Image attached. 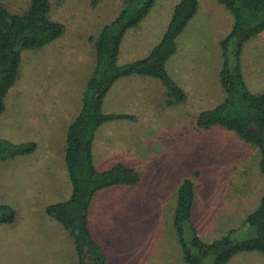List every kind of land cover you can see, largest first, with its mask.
Instances as JSON below:
<instances>
[{
  "label": "rangeland",
  "instance_id": "rangeland-1",
  "mask_svg": "<svg viewBox=\"0 0 264 264\" xmlns=\"http://www.w3.org/2000/svg\"><path fill=\"white\" fill-rule=\"evenodd\" d=\"M49 1L50 19L61 22L64 30L39 48L21 50L18 76L0 111V138L35 142V149L24 158L28 192L33 197L28 203L13 200L18 191H11L15 163L22 156L0 158V203L11 204L15 210L13 222H0V264H75L77 259L73 238L45 208L70 194L63 157L66 124L81 104L94 63V37L123 3ZM177 1L154 0L148 13L126 29L118 63L149 53L160 40ZM197 1L196 13L176 37V50L166 63L169 75L185 91L184 98L168 103L160 79L146 74L124 75L106 92L104 112L128 111L136 120L130 124L123 119L127 122L116 127L109 126L114 121L102 122L95 166L103 170L122 162L135 168L140 180L100 189L91 200V226L97 222L92 234L104 247L105 264H184L173 212L178 189L186 178L192 183L190 194L195 202L192 217L195 220L197 216L203 234L209 228L207 217L213 214L211 234L202 236L204 240L220 237L230 228H234L231 234L235 240L264 230L263 219L257 225L246 221L264 190L258 149L222 127L196 124L201 111L223 99L218 76L221 41L232 24L230 12L219 1ZM3 2L11 12H21L29 0ZM239 57L248 88L262 90L264 29L243 43ZM39 184L46 190L38 191ZM211 260L210 253L205 263ZM224 264H264V252L240 251Z\"/></svg>",
  "mask_w": 264,
  "mask_h": 264
},
{
  "label": "trees",
  "instance_id": "trees-1",
  "mask_svg": "<svg viewBox=\"0 0 264 264\" xmlns=\"http://www.w3.org/2000/svg\"><path fill=\"white\" fill-rule=\"evenodd\" d=\"M217 1L232 16L231 28L221 41L222 63L218 76L224 96L211 109L201 111L196 124L202 128L223 127L253 144L258 149L259 168L264 177V88L257 92L248 88L239 57L243 43L264 29V0ZM153 2L122 0L119 13L100 27L94 37V63L81 96V104L66 129L64 160L71 191L66 199L50 203L45 210L73 238L77 256L75 264H105L106 261L104 247L93 237L89 225L94 194L114 184H135L140 180L138 171L122 162L103 170L97 169L93 162L91 145L96 127L109 119L134 117L128 113L102 110V99L109 86L124 75L146 74L160 79L169 96L168 103L185 96L183 88L167 72L166 62L176 50V37L195 14L197 0H178L173 5L160 40L145 57L117 62L124 32L148 13ZM50 7L49 0H29L24 10L11 12L0 0V111L5 106L6 92L18 76L21 50L39 48L64 30L61 22L50 19ZM34 149V141L13 142L0 138V158L29 153ZM188 191L189 195L186 196ZM191 192L192 183L186 178L178 189L173 212V225L180 241L184 264H206L205 258L210 253V264H224L238 251L264 252V230L235 240L231 234L234 228H230L220 237L204 240L192 217ZM14 217V208L0 203V222H11ZM260 219L264 220V190L257 208L246 216V221L251 225H257ZM213 249L216 251L212 253Z\"/></svg>",
  "mask_w": 264,
  "mask_h": 264
},
{
  "label": "crops",
  "instance_id": "crops-1",
  "mask_svg": "<svg viewBox=\"0 0 264 264\" xmlns=\"http://www.w3.org/2000/svg\"><path fill=\"white\" fill-rule=\"evenodd\" d=\"M196 13V12H195ZM194 16V15H193ZM192 16V17H193ZM191 17V18H192ZM194 22V21H193ZM191 24H192V22H191ZM199 26V25H198ZM168 60H169V58H168ZM167 60V61H168ZM167 63V62H166ZM141 75V74H140ZM121 77H123V76H121ZM120 78V77H119ZM118 79V78H117ZM117 79L115 80V81H117ZM114 81V82H115ZM113 82V83H114ZM112 83V84H113ZM111 86V85H110ZM110 86H109V88H110ZM108 88V89H109ZM107 92V91H106ZM106 96V93H105V95H104V97H103V99H102V107H104V100H105V97ZM110 111H114V112H116V113H128V114H132L133 116H134V118H130V117H120V118H113V119H111V120H108V122H113L114 121V123L113 124H110L109 126H113V127H116L117 125H119V124H125L127 121H124V120H129L128 122L130 123V124H132L133 123V121H135L136 120V118H135V116L136 115H134L133 113H129L128 111H115V110H110ZM75 115H76V113H75ZM75 115H74V117H75ZM124 119V120H123ZM117 120H119V123H116V121ZM72 120H70V122H71ZM70 122H68V124H66V129H67V127H68V125H69V123ZM103 124H104V122H103ZM102 123L101 124H99L97 127H96V129H95V131H94V134H93V138H92V145H91V152H92V157H93V161H94V152L95 151H97V149H98V146H97V144H96V141L99 139V137L97 138V135H98V130H99V127L100 126H102L103 125ZM223 128V127H222ZM65 132H66V130H65ZM230 132H232V131H230ZM235 134V133H234ZM100 148V147H99ZM14 155H16V154H14ZM20 156H19V158L22 156V158H20V159H18L17 161H16V166H17V168H16V177H15V181H13V184H14V186H13V188H12V190L11 191H14L15 189L18 191L17 193H14L16 196H14L15 198L13 199V200H15V199H18V201H19V203H22V204H25V203H28V201H29V199H31V198H33L32 197V195H31V191H29L28 192V189H30V187H29V185H28V183L27 182H29V180H27L26 179V172H27V170H25L27 167L25 166V160H24V158H26V157H28L29 156V153H21V154H19ZM63 157H64V148H63ZM94 164H95V161H94ZM225 169H230L229 167H224ZM21 175H23V176H21ZM39 186H40V188H39V190L38 191H45L46 190V186L45 185H41V184H39ZM5 204H8V203H5ZM9 205H11V204H9ZM12 206V205H11ZM195 202H194V200H193V205H192V214H195L194 213V209H195ZM91 210V209H90ZM211 215H213V214H211ZM211 215H209L207 218H208V222H209V228H208V232H205L204 234L200 231V229H199V226H198V222H197V216H196V218H195V220H194V222H195V224H196V227H197V231H198V233L201 235V236H203V237H206V236H208V235H210L211 234V231H212V229L210 228V220H212V218H211ZM91 221H93V220H91ZM13 222V221H12ZM91 224L92 223H90V211H89V225H90V229H91V232H92V230H93V225L95 226V227H97V222H95L92 226H91ZM93 235V234H92ZM202 237V238H203ZM99 242V241H98ZM103 246V245H102ZM247 251H250V250H243L242 252H247ZM240 251H238V253H239ZM234 254H237V252L236 253H234ZM233 254V255H234Z\"/></svg>",
  "mask_w": 264,
  "mask_h": 264
}]
</instances>
